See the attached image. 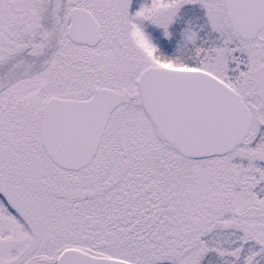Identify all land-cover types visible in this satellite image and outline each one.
<instances>
[{"label":"snow or ice","instance_id":"1","mask_svg":"<svg viewBox=\"0 0 264 264\" xmlns=\"http://www.w3.org/2000/svg\"><path fill=\"white\" fill-rule=\"evenodd\" d=\"M0 264H264V0H0Z\"/></svg>","mask_w":264,"mask_h":264}]
</instances>
